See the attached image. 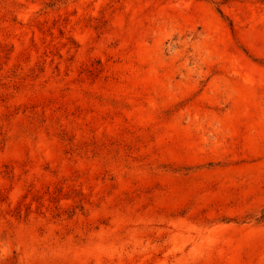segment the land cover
I'll return each mask as SVG.
<instances>
[{"label": "rangeland", "instance_id": "obj_1", "mask_svg": "<svg viewBox=\"0 0 264 264\" xmlns=\"http://www.w3.org/2000/svg\"><path fill=\"white\" fill-rule=\"evenodd\" d=\"M0 264H264V0H0Z\"/></svg>", "mask_w": 264, "mask_h": 264}]
</instances>
